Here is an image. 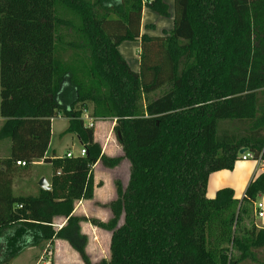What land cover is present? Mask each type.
I'll return each mask as SVG.
<instances>
[{
    "label": "trees",
    "instance_id": "trees-1",
    "mask_svg": "<svg viewBox=\"0 0 264 264\" xmlns=\"http://www.w3.org/2000/svg\"><path fill=\"white\" fill-rule=\"evenodd\" d=\"M173 8V29L148 36L144 10L170 19L167 0H0L1 137L12 144L0 159V264L55 240L93 264L82 222L111 233L101 264L256 261L264 172L242 201L231 189L207 193L210 176L233 171L242 149L264 161V0H173ZM66 35L80 50L70 62L59 54ZM138 41L135 72L119 47ZM90 106L92 118L117 120L123 156L103 153L83 119ZM61 115L85 157L45 159ZM223 122L237 128L220 131ZM41 160L53 167L51 191L15 196V176ZM124 161L130 179L115 183L112 218L75 216L78 202L95 197V165Z\"/></svg>",
    "mask_w": 264,
    "mask_h": 264
},
{
    "label": "crops",
    "instance_id": "crops-1",
    "mask_svg": "<svg viewBox=\"0 0 264 264\" xmlns=\"http://www.w3.org/2000/svg\"><path fill=\"white\" fill-rule=\"evenodd\" d=\"M167 3L172 7L173 0H167ZM146 16L148 17V19H150V20L152 19V20H154V22L156 21V23L158 22L161 24H163V23L165 24V20H164L165 18H162V17L159 18L160 16L156 15L155 13L151 12L150 10L145 9L144 14H143L142 35L163 36L164 35L163 32H165L164 29H163V32L161 35H150L149 31H146L144 33V30L146 29L145 28L146 25L148 26V24H153V23H146L145 24V17ZM172 17H171V20L173 19ZM161 20H163V21H161ZM168 20H170V19H168ZM172 22H173V20H172ZM172 26H173V23L171 24V28L167 29V32L171 31ZM129 43H130V45L128 47H126L125 51L124 52L120 51V53L125 58V60L128 62L130 67H132L130 61H133L137 66L138 65L140 66V63H141V41L129 42ZM122 45L119 47V50L122 47ZM133 71L139 72L138 70H133ZM0 91H1V87H0ZM0 103H1V95H0ZM60 117H63V116L61 115L58 118H60ZM56 119H54L53 121H55ZM66 119L68 120V123H67V127L65 128L64 131H66L67 128L69 127V119L68 118H66ZM93 119H94V123L96 124L95 140L97 142H99V139H102V145L101 146L103 147V153L110 156V157L123 156L122 147L119 145L120 146V149H119L118 145L114 144V142L112 141L111 134L109 136L107 135V137H106V134H104L106 131V127H105L106 123L104 121H110L109 124L112 126V129L114 131L117 120H109V119L103 120V119H96V118H93ZM5 123H6V120L4 118H2L0 115V159H7L11 155V146H12L11 141L8 138L1 137V131H2ZM227 123H229V122H227ZM52 126H53V122H52ZM112 129H111V131H112ZM71 135H73L81 143V141L77 135H75V134H71ZM52 140H53V128H52L51 144H50V147H49V150L46 154L45 159L65 158V157H67V155L69 153H72V152H66L65 156L64 155L56 156L55 154L53 156H50ZM118 150H120V151H118ZM125 163L129 164L128 161H124L121 164V166H119L118 168H115V169H107L101 163H98L97 165H95V167H94L95 171L94 172H95V183L96 184H95L94 200L78 202L76 204L77 206H76L75 211H74L75 215L89 219V217H87L88 216L87 211L89 210V208H88L89 204H91L94 201L97 202L98 204H101L102 199L104 198V193H107V190L110 192V186H112V188H113V184H114V187H116L115 179L121 180V182H123V185L125 187H127L128 184L125 183V181H123L122 178L119 176V169H120V167L124 166ZM129 166H130V164H129ZM18 167H20V166L18 165ZM47 167H49V169H46ZM101 167H102V170L100 171ZM106 172H107V175L109 174L111 177H113V179L111 181L110 180L107 181L106 179L104 181H102L103 180L102 178L104 175H106ZM263 172H264V161L263 160H261L260 162L256 161V160L243 161L242 155H241V160L236 164V167L233 171H228V170L220 171V172H216L210 176L207 196L209 199H214L219 191H221L223 189H231L235 193V198L242 201L245 197L246 191H247L249 185L251 184V182H253L256 179V177L259 176ZM53 174L54 173H53L52 164H47V163H45L44 160L35 162L34 165L31 167V169L28 172H25L21 175L15 176L14 183H13L14 195L17 197L22 196L23 193H27V192L29 193V189L35 190V192H36L37 186H39V182L41 181V179H46L47 182L49 183V185L51 186V180L53 178ZM129 179H130V174H129ZM112 181L113 182L115 181V182L111 184ZM100 182H103L104 185L101 186ZM39 188H40V186H39ZM114 193H116L115 196L117 199V189H115ZM115 196H114V198H115ZM116 199H112V201H114ZM84 202L86 204H84ZM257 203H261L263 205V208H262L263 217H259V215H258L259 213H258V211H256L255 223H256V226L258 229H264V194L258 198L256 204ZM256 204H255V208H256ZM103 206H105V205H103ZM80 207H82L83 209H80ZM96 210L99 211V208L97 207ZM108 210L110 211V214L112 216V212L109 208V205H108ZM256 210H257V208H256ZM83 212H84V215H82ZM93 216H95L96 218H99V220L101 219L99 217L98 213L96 215H93ZM96 218H94V219H96ZM257 218H260L261 220L259 221V219L257 220ZM101 220H103V221H101ZM101 220H100L101 222L106 221V219H101ZM57 224L59 226H64L66 224V220L57 219L56 225ZM61 224H63V225H61ZM85 224L90 225V228H88V227L87 228H88L89 232L91 234H93V236L96 235L95 229L101 230L97 227H94L93 225H91L89 223H85ZM85 224H82V226H84ZM61 228L62 227H59V229H61ZM107 233H109V232H107ZM110 240H111V237H110ZM66 243L67 242L63 241V240H55L54 242H49V243L44 244L43 248H42V254L41 255L37 256V255L31 254L28 256V259H27L29 261L28 264H43L44 260L46 259L45 255L48 253L49 249H51V248H54L56 250V256L57 257L64 258L65 254L68 253ZM67 245L73 251V249L71 248V246L68 243H67ZM34 249H40V248L28 249L25 252H27V251L30 252ZM109 250H110V248H109ZM49 252H50L49 256H51L52 255L51 250ZM74 254L77 258L76 263L80 264L81 263L80 262L81 259H79L80 255L78 253H76L75 251H74ZM18 260H19V258L14 260L11 264H21V263H18ZM45 264H48V263H45Z\"/></svg>",
    "mask_w": 264,
    "mask_h": 264
},
{
    "label": "rangeland",
    "instance_id": "rangeland-1",
    "mask_svg": "<svg viewBox=\"0 0 264 264\" xmlns=\"http://www.w3.org/2000/svg\"><path fill=\"white\" fill-rule=\"evenodd\" d=\"M171 13L173 16L172 17L173 22H172L171 18H170V20L164 19L165 24L164 23L161 24L158 22L156 23V21L154 22V20H152V19L150 20L146 16L145 17V24L146 23H153V24H148V26L146 25V27H145L146 29L144 30V33L146 31H149L150 35H161L163 32V29H164L165 32H163V34H165V33H167V29L171 28L172 23H173V26H172V29H173V27H174V8H173V5L171 7ZM159 18H161V17H159ZM161 21H163V20H161ZM75 40H76V37H74L73 35H71V36L66 35V36H64L63 45L59 44V47H60L59 48V54H60L61 58L66 62H70L71 57H73L74 54L76 55L77 51H80V50L69 45L70 43L75 42ZM129 45H130L129 42L124 43L122 45V47L120 48V51L124 52L126 47H128ZM130 62H131V66H132L131 68L133 70L140 71L139 65L137 66L133 61H130ZM161 95H162V92H158L156 94V96H161ZM92 108L93 107L90 106V109L87 112L89 115L92 113ZM85 115L86 114H84V116ZM109 120H111V119H109ZM104 122L106 123L105 124L106 131L104 134H106V137H107V135L109 136L111 134L112 141L114 142L115 145H118V147L120 149V146L117 142V138H116L115 133L112 129V126L109 124L110 121H104ZM67 123H68V120L66 118H63V117L57 118L55 121H53V126H52V128H53V140H52V146H51V150H50V156H53L54 154L56 156H61V155L65 156L66 152H72L75 157H78L80 155L81 150L83 148L81 143L71 134H65L64 135V133H65L64 130L67 127ZM95 127H96V124H95ZM236 128H237V126L234 124H229V123L223 122L220 126V131H226V130L234 131ZM94 129H96V128H94ZM111 129H112V131H111ZM99 142H100V145H102V139H99ZM102 149H103V147H102ZM118 151H120V150H118ZM46 169H49V167H47ZM101 170H102V167H101L100 171ZM129 170H130V166L128 163H125L124 166L120 167V169H119V176L127 184L129 182V174H130ZM53 173H54V171H53ZM94 176H95V172H94ZM102 179H103L102 181H104L105 179L107 181L108 180L111 181L113 179V177H111L109 174L107 175V172H106V175H104ZM115 181H121V180L115 179ZM51 182H52V180H51ZM114 182L112 181L111 184ZM122 184H123V182H122ZM100 185L103 186L104 183L100 182ZM115 189H116V187H114V184H113V188H112V186H110V192L107 190V193H104V198L102 199V203L100 202L101 204H98L95 201L92 202L91 204H89V207H88L89 210L87 211L88 212L87 217H89V219L87 218L88 220L96 218L93 215H96L97 213L101 219H106L105 222H108V220L112 218L110 211L108 210V205L112 201V199H116V196H115L116 193H114ZM36 193L37 194L39 193V186H37L36 192H35V190L29 189V193L28 192L23 193L22 196H35V195H37ZM114 196H115V198H114ZM84 204H86V203L84 202ZM103 205H105V206H103ZM97 207L99 208V211L96 210ZM80 209H83V208L80 207ZM82 215H84V212ZM75 216H77V215H75ZM77 217H79V216H77ZM96 219L99 220V218H96ZM258 219H259V221L261 220L260 218H257V220ZM101 221H103V220H101ZM85 223H89V222H82L81 223V232L83 235H85L87 237L86 252H87V254H88V256H89V258L93 264H101L103 261L108 260L110 257L109 248H110L111 233H107L104 230H96L95 229L96 235L93 236V234H91L88 230V228H90V225L85 224ZM58 224L56 225V228H58V229H59V227L63 228L66 225L65 224L64 226H59ZM82 224H85V225L82 226ZM89 224H91V223H89ZM61 225H63V224H61ZM67 243H66V247H67L68 253L65 254L64 258L57 257L56 256V250L54 248H51V249H49V251L51 250L52 255L49 256V253L46 254L45 255L46 259L44 260L43 264H45V263H48V264H78V263H76L77 258L74 254V251L76 252V250L68 243L71 246V248L73 249V251H72L70 249V247L67 245ZM39 248L40 249H34L30 252H28V251L25 252L23 255H21L19 257L18 263L28 264L29 261L27 259H28L29 255H31V254L37 255V256L41 255L43 245H41ZM80 257L81 256H79V259H81L80 264H84V262H82L83 261L82 258H80ZM242 264H264V249L256 251V261L251 260V261L244 262Z\"/></svg>",
    "mask_w": 264,
    "mask_h": 264
},
{
    "label": "built area",
    "instance_id": "built-area-1",
    "mask_svg": "<svg viewBox=\"0 0 264 264\" xmlns=\"http://www.w3.org/2000/svg\"><path fill=\"white\" fill-rule=\"evenodd\" d=\"M144 3H147V0H144ZM84 114H86V115L83 117V119H84V121H85V123H86V126L89 127V128H95L94 119H93V118H92L87 112H85ZM86 154H87L86 149H85V148H82L79 157H85ZM67 157H68V158H73L74 155H73L72 153H69V154L67 155ZM242 160H243V161H247V160H255V159H254V157H253L252 154H250V153H245V154L242 155ZM256 161H259V162H260L261 159L256 160ZM18 165H19V166H25L26 164H25V163H20V162H18ZM256 208H257V211H258V213H259V214H258L259 217H263V212H262L263 205H262L261 203H257V204H256ZM48 253L50 254L49 251H48ZM48 253H47V254H48Z\"/></svg>",
    "mask_w": 264,
    "mask_h": 264
},
{
    "label": "water",
    "instance_id": "water-1",
    "mask_svg": "<svg viewBox=\"0 0 264 264\" xmlns=\"http://www.w3.org/2000/svg\"><path fill=\"white\" fill-rule=\"evenodd\" d=\"M247 152H248V149H242L240 151V154L243 155ZM39 186H40V188H42L45 191H51V189H52V187L49 185V183L47 182L46 179H41V181L39 182Z\"/></svg>",
    "mask_w": 264,
    "mask_h": 264
}]
</instances>
